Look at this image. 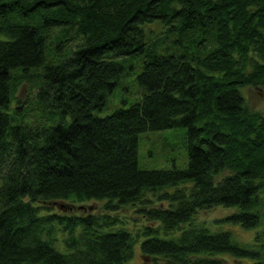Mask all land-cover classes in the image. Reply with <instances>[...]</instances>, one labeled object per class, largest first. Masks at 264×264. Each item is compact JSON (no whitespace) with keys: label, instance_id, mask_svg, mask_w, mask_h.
<instances>
[{"label":"trees","instance_id":"obj_1","mask_svg":"<svg viewBox=\"0 0 264 264\" xmlns=\"http://www.w3.org/2000/svg\"><path fill=\"white\" fill-rule=\"evenodd\" d=\"M0 34V264H125L138 241L150 264H264V112L241 91L264 89V0H0ZM134 56L140 100L97 115L126 68L116 59ZM30 78L23 108L61 121L15 118ZM173 127L187 128V166L139 168V132ZM90 198L102 213L53 205ZM127 205L134 227L115 214ZM218 205L240 210L195 221Z\"/></svg>","mask_w":264,"mask_h":264},{"label":"rangeland","instance_id":"obj_2","mask_svg":"<svg viewBox=\"0 0 264 264\" xmlns=\"http://www.w3.org/2000/svg\"><path fill=\"white\" fill-rule=\"evenodd\" d=\"M153 28L158 29L160 24L157 20L152 21ZM146 25L144 28L147 31ZM5 36L0 34V39H4ZM75 41L73 39L65 43L63 49L68 50L71 46H74ZM48 50V49H47ZM69 50H72L71 48ZM49 51V50H48ZM116 61L121 62L125 68L120 80H118L114 91L107 96V103L101 110H96V114L104 116L117 110L118 108L128 107L131 103L140 100L142 94V87H140L137 79V75L143 68L142 57L134 56L126 59V57H119ZM37 82L36 78L24 79L17 86L16 94L12 98V108L19 106L21 109L19 112H14L16 119L25 121L26 123H39L41 125L55 124L61 121L63 115L59 112L46 110L39 108L36 103L28 101L35 99L37 95ZM245 93L246 103L248 108L252 111L264 112V89L259 87L246 86L241 89ZM12 111V109H11ZM66 121H69L70 117L66 116ZM35 121V122H34ZM186 127H173L167 129H160L154 131L139 132L138 134V146H137V161H139V168L141 169H184L189 161ZM160 204V203H159ZM158 204V205H159ZM56 211L69 210L77 211L79 213L101 212L104 211V200L89 199L83 202L72 203L70 201H57L53 204ZM137 206L127 205L122 206L115 212L123 220H128L129 225L133 226L140 223L142 220L139 217ZM240 208L237 206L226 207L218 205L209 210H203L197 213L195 221H214L216 218L226 216L232 212L238 211ZM235 230V235L238 239L243 241L245 245H250L254 241L255 231L257 229H245L242 226H231ZM264 229V222L260 227V231ZM136 243L134 248V257L128 260L125 264H150L149 257H145L140 253L139 244ZM224 259L226 264H249L251 260L241 257H235L233 255L225 254Z\"/></svg>","mask_w":264,"mask_h":264}]
</instances>
